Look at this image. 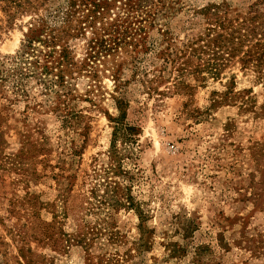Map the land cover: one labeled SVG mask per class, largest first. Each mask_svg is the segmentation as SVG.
I'll use <instances>...</instances> for the list:
<instances>
[{"label": "rangeland", "instance_id": "obj_1", "mask_svg": "<svg viewBox=\"0 0 264 264\" xmlns=\"http://www.w3.org/2000/svg\"><path fill=\"white\" fill-rule=\"evenodd\" d=\"M82 1L0 0V264H264V82L243 61L264 41V0ZM41 24L56 52L37 42L42 64L16 65ZM214 25L230 39L218 76L191 73L214 50L179 53L176 70L171 52ZM68 44L63 82L42 74ZM118 97L141 127L117 141L121 171ZM117 184L133 208L108 203Z\"/></svg>", "mask_w": 264, "mask_h": 264}, {"label": "trees", "instance_id": "obj_2", "mask_svg": "<svg viewBox=\"0 0 264 264\" xmlns=\"http://www.w3.org/2000/svg\"><path fill=\"white\" fill-rule=\"evenodd\" d=\"M141 1L144 0H138V4L137 3L136 4L139 6V2ZM82 4L84 5L91 4L92 6H94V8L100 6V4L96 0H83ZM126 9H130V8H126ZM135 11H139V8H136ZM217 21L221 23L220 24L221 26L222 25L225 26L224 19H218ZM138 27L137 29L133 28L134 30L132 28H131L132 30L131 29L127 30V28H125L124 30H118L117 32L119 35L114 36V40H115L114 44L116 45V47L121 46V44L124 45L128 44L129 41L127 40V38L131 36V32L136 33ZM216 27L217 25L212 26L213 29H209V31L206 34L207 36H203V34L199 32H193L191 38H189L187 41L184 40L182 42V46H183L182 48L178 47L177 49L171 52L172 56L170 62L173 63L176 70H179L181 71V73H183L182 71L183 69H185V67H183V63H187V61L189 60V58L184 60L183 56L185 57L190 56L186 53L187 51L190 54L191 53L193 54L197 51L203 53L210 50H214V52L218 54L217 57L219 58L215 60L213 63H210L208 61L209 62L207 64V69H209L207 71L208 74L203 72L201 66H203L204 64H200V63L196 64V67L193 69V71H191V73L195 74L197 78H201L202 80L206 79L210 75L218 76L219 73L217 72V66L218 63H220L219 60L222 59L223 57V54L221 55L220 53L225 52V51L221 52L220 47H224L226 43L230 42V39L228 38V35H226L223 32H219L216 36L215 35L211 36L212 35L211 30H215ZM143 28L145 27L140 26L139 30ZM48 29L49 28L45 26V24L44 25L41 24L40 26H35L33 28H30L27 33V38L23 49L21 51H18L15 55H13L12 61L15 62V64L17 65V63L20 62V60L25 59L29 55H34L36 56V60L32 61V63L35 65V67H39L37 63L42 64V62L40 61L42 57H39L36 54L37 51L40 52V50H38L36 46L37 42L44 43L46 44V46L52 47L51 48L52 51L48 50V52H46L48 53L46 54L47 55L46 58L53 56L52 52H56L55 46L59 44L61 38L60 36L53 33L54 31L53 28L50 30ZM44 36H49V38L46 39L44 38ZM99 46H101V50L98 51H105V52H107L108 50L110 51L111 48L113 47V46L111 47V45L108 46V44L106 45L103 43L101 44L99 43ZM69 47H70L69 44L67 46L64 45L62 47L61 51L59 52V55L55 58L57 64H53L54 61L50 62L51 63L50 64L49 63L50 60L47 62L48 64L47 63L43 64L42 66L43 70L41 71V73L52 74L58 71L55 74L58 76V78H60V81L63 82V80L65 79L64 72H68V70L71 69L73 65H75ZM135 47H137V45H135ZM225 49L228 50L229 48H225ZM179 53H181L183 56L179 55ZM245 56L246 57L243 59L244 63L250 64L254 62L255 64L253 65L257 68L255 71L257 80H261L264 82V41L261 42V44H259L258 42L255 46H252L249 50H247ZM134 57H136V55ZM182 58L184 61H182ZM199 59L202 60V58ZM176 64H178L177 68H176ZM116 102H117V108L119 110V114L117 116H111V115L109 116L111 122L113 123L112 125L113 139H112V147L110 153L112 160L111 165L114 168L117 167L119 169L118 171H121L122 169H120L121 167L120 160L123 158L125 154H122V149L118 147L117 141L121 139L124 144H130L129 142H135L137 135L141 131V127L128 121L127 119V110L129 106L128 101L124 98L118 97ZM108 167L109 166H106L105 168ZM107 170H109V168ZM106 185L110 186L109 183H107ZM116 187L117 189L119 188V195L118 197H114V202H108V203H110L114 208H120L121 206L125 208H133V206L136 205L133 196L128 191H124L121 185L117 184V186H115L114 188Z\"/></svg>", "mask_w": 264, "mask_h": 264}]
</instances>
